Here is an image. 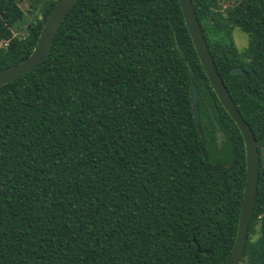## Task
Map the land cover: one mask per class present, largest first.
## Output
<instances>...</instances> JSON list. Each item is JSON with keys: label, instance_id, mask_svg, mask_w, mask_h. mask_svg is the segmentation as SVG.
I'll list each match as a JSON object with an SVG mask.
<instances>
[{"label": "trees", "instance_id": "1", "mask_svg": "<svg viewBox=\"0 0 264 264\" xmlns=\"http://www.w3.org/2000/svg\"><path fill=\"white\" fill-rule=\"evenodd\" d=\"M58 1L24 22L22 36L19 0H0V70L31 54ZM193 3L259 142L240 264H264V0L226 12L218 0ZM235 29L249 36L243 50ZM237 66L245 74H231ZM246 163L180 0H78L46 58L0 86V264H223L237 237Z\"/></svg>", "mask_w": 264, "mask_h": 264}, {"label": "water", "instance_id": "2", "mask_svg": "<svg viewBox=\"0 0 264 264\" xmlns=\"http://www.w3.org/2000/svg\"><path fill=\"white\" fill-rule=\"evenodd\" d=\"M77 1L78 0L58 1V3L53 8L51 14L49 15L48 19L46 20L40 33L37 44L35 45L31 54L20 63L0 70V86L12 82L19 76L31 71L34 67H36L40 62H42L46 58L52 47L54 37L59 27L61 26L70 9L75 5ZM180 4L194 46L198 52L199 58L205 69V72L221 103L239 127L245 142L247 158V177L238 225V232L234 247L225 262L223 263L240 264L244 256L250 224L252 222L255 207L257 204L258 184L261 165L259 142L255 136L253 128L245 120V118L239 111L231 95V92L217 67L215 59L211 53L210 47L206 40L202 25L197 16L193 0H180ZM189 68L191 70L192 76L194 77L195 72L190 66ZM231 74H245V71L242 67L237 66L231 69ZM199 94V88L193 81L190 89L193 113L198 130L201 133L202 138L204 139L205 136L201 126V117L199 111ZM217 127V140L219 143V147H221L224 133L220 129V126L218 124Z\"/></svg>", "mask_w": 264, "mask_h": 264}, {"label": "rangeland", "instance_id": "3", "mask_svg": "<svg viewBox=\"0 0 264 264\" xmlns=\"http://www.w3.org/2000/svg\"><path fill=\"white\" fill-rule=\"evenodd\" d=\"M50 0H19L20 6L23 8L25 12V16L23 20L18 22L15 26V31L24 36L27 34V23L33 20L37 15L40 14V9L44 5L45 2ZM220 7L222 10L226 12L227 10L234 9L241 0H218ZM27 22V23H24ZM24 23V24H23ZM23 24V25H22ZM233 37L235 44L239 50L245 49L249 44V36L242 32L239 29H235L233 31Z\"/></svg>", "mask_w": 264, "mask_h": 264}]
</instances>
